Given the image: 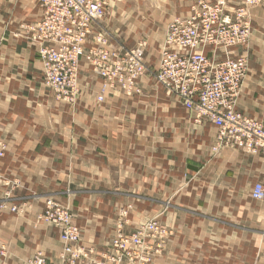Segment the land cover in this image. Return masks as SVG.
Wrapping results in <instances>:
<instances>
[{
  "label": "crops",
  "instance_id": "1",
  "mask_svg": "<svg viewBox=\"0 0 264 264\" xmlns=\"http://www.w3.org/2000/svg\"><path fill=\"white\" fill-rule=\"evenodd\" d=\"M103 1L99 26L112 46L144 41L145 62L155 67L167 24L216 0ZM226 1L232 12L242 0ZM39 16L38 0H0V175L20 185L8 198L0 185V264H26L37 253L63 264L59 231L36 221L46 198L71 209L82 245L97 254L130 204L129 233L154 217L173 230L153 264H264V200L250 197L255 184L264 189V156L214 152L217 129L196 124L150 76L140 80L141 95L99 102L100 81L82 62L80 98L56 101L20 29ZM251 20L250 39L232 51L248 61L237 110L264 127V4Z\"/></svg>",
  "mask_w": 264,
  "mask_h": 264
},
{
  "label": "built area",
  "instance_id": "2",
  "mask_svg": "<svg viewBox=\"0 0 264 264\" xmlns=\"http://www.w3.org/2000/svg\"><path fill=\"white\" fill-rule=\"evenodd\" d=\"M244 1L232 12L226 0L212 5L199 1L187 16L174 18L166 26L155 67L145 62V43L132 49L112 46V36L99 26L106 16L102 0H38L39 19L20 29L40 62L42 86L56 101L76 104L81 96L82 62L100 81L97 101L108 95L139 96L140 80L150 76L166 94L182 103L195 122H209L217 128L213 151L237 148L263 155V125L236 111L247 59L244 55L233 57L232 51L247 43L250 11L264 0ZM5 151L0 141V159ZM0 185L6 189V198L20 187L2 175ZM251 196L262 200V186L256 184ZM4 208L0 204V209ZM130 209H121L114 235L99 254L82 245L81 230L74 225L68 206L46 199L36 221L59 231L61 263L152 264L172 231L154 217L132 233H124ZM10 211L17 212V207H10ZM27 264L52 263L37 253Z\"/></svg>",
  "mask_w": 264,
  "mask_h": 264
},
{
  "label": "rangeland",
  "instance_id": "3",
  "mask_svg": "<svg viewBox=\"0 0 264 264\" xmlns=\"http://www.w3.org/2000/svg\"><path fill=\"white\" fill-rule=\"evenodd\" d=\"M103 1V0H102ZM103 2H105V1H103ZM105 4H107L106 2H105ZM114 4L115 5H121V1L120 0H114ZM228 5H229V3H228ZM263 5V4H262ZM262 5H260V6H258V7H256V8H253L251 11H250V27H251V29H252V26H251V23H252V20H251V17H252V12L255 10V9H257V8H259V7H261ZM234 9V8H233ZM106 15H107V6H106ZM177 18V17H176ZM112 32H114V31H112ZM251 33H252V30H251ZM119 34V32H117V34H116V32L115 33H113V36H115V35H118ZM250 37H251V35H250ZM250 37H249V39H250ZM140 43H145L144 41H141ZM139 44V43H138ZM137 44V45H138ZM146 44V43H145ZM136 45V46H137ZM135 46V47H136ZM147 46V45H146ZM145 49H146V47H145ZM147 64V63H146ZM149 66V65H148ZM247 66H248V61H247ZM154 85H155V87L156 88H158V89H160V86L158 85V84H156L155 82H154ZM162 90V92L164 93V95L167 97V95H166V93H165V91L163 90V89H161ZM169 98V97H168ZM62 103V102H61ZM64 104V103H63ZM46 199H52V198H46ZM45 199V200H46ZM45 200L43 201V207H44V202H45ZM52 200H54V199H52ZM55 201V200H54ZM134 201V200H133ZM55 202H57V201H55ZM58 203V202H57ZM60 204V203H59ZM127 206H131V209L127 212V215H126V221H127V223H126V225H124L123 226V231H124V233H129L128 231H126V228L128 227V219H127V216H128V214L130 213V211L132 210V205H126L125 207H123V209H125ZM42 210H43V208H42ZM42 210H41V212H42ZM20 212V208L19 207H17V212H15V213H19ZM40 212V213H41ZM118 216H117V221L119 220V215H120V213H121V209L120 210H118ZM117 221H116V223H115V229H116V224H117ZM39 223H41V222H39ZM41 224H44V223H41ZM44 225H47V224H44ZM139 225V224H138ZM137 225V226H138ZM136 226V227H137ZM135 227V228H136ZM135 228L130 232V233H132L134 230H135ZM114 232H115V230H114ZM114 232L112 233L113 235H114ZM113 237V236H112ZM111 237V238H112ZM110 238V239H111ZM106 244H105V246H104V248L106 247V245H108L109 243H110V240H108V241H106L105 242ZM104 250V249H103ZM30 260V259H29ZM28 260V261H29ZM28 261H27V263H28ZM26 263V264H27ZM63 264H68V263H63Z\"/></svg>",
  "mask_w": 264,
  "mask_h": 264
},
{
  "label": "bare ground",
  "instance_id": "4",
  "mask_svg": "<svg viewBox=\"0 0 264 264\" xmlns=\"http://www.w3.org/2000/svg\"><path fill=\"white\" fill-rule=\"evenodd\" d=\"M217 1V0H216ZM216 1H215V3H216ZM263 1V0H262ZM245 1L244 0H242L241 1V3L240 4H242V3H244ZM206 4H208V3H206ZM239 4V5H240ZM262 4H264V1H263V3H261V4H259L258 6H260V5H262ZM209 5H212V4H209ZM238 6V5H237ZM236 6V7H237ZM257 6V7H258ZM249 21H250V17H249ZM250 34H251V27H250ZM232 56L233 57H237V56H234L233 54H232ZM246 64H247V62H246ZM247 68V71H246V75H245V78H244V80H243V82H242V84H241V87H240V90H239V94H238V98H239V95H240V93H241V88H242V85H243V83H244V81H245V79H246V76H247V72H248V66L246 67ZM80 69V68H79ZM238 98H237V101H238ZM179 101V100H178ZM99 102H101V101H99ZM180 102V101H179ZM181 103V102H180ZM181 105H182V103H181ZM182 107H183V109L187 112V110L185 109V107L182 105ZM236 111L238 112V113H240L241 115H243L241 112H239L238 110H237V104H236ZM188 113V112H187ZM243 116H245V115H243ZM193 117V116H192ZM245 117H247V118H250V117H248V116H245ZM250 119H252V118H250ZM193 121L195 122V120H194V117H193ZM196 124H204V123H209V122H195ZM209 124H211V123H209ZM211 125H213V124H211ZM214 126V125H213ZM215 127V126H214ZM216 128V127H215ZM217 129V128H216ZM218 131V130H217ZM232 149H237V148H232ZM212 150H213V148H212ZM241 151H244V150H241ZM214 152H217V151H214ZM244 152H246V151H244ZM246 153H249V152H246ZM263 156H264V154H263ZM258 185H260V186H262L261 184H259V183H257ZM256 185V184H255ZM254 185V186H255ZM254 186H253V188H254ZM253 188H252V190H253ZM263 188V187H262ZM252 190H251V193H252ZM263 191H264V189H263ZM251 193H250V197H251V199L253 200V201H256V202H258L257 200H254L253 198H252V196H251ZM264 200V197H263V199L262 200H259V201H263ZM147 222V221H146ZM146 222H144V223H146ZM144 223H142V224H144ZM161 223V222H160ZM142 224H140V225H142ZM163 224V223H162ZM139 225V226H140ZM165 225V224H164ZM166 226V225H165ZM138 227V226H137ZM136 227V228H137ZM167 228H169L168 226H166ZM170 229V228H169ZM171 231H172V234H170L169 236H168V238H167V241H166V244H167V242L171 239V237L173 236V230L172 229H170ZM166 244L164 245V247L162 248V252H161V254L160 255H158L157 257H155L154 259H153V262H152V264L155 262V260L156 259H158L161 255H162V253H163V251H164V248H165V246H166ZM46 258V257H45ZM47 259V258H46Z\"/></svg>",
  "mask_w": 264,
  "mask_h": 264
}]
</instances>
